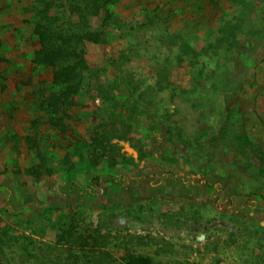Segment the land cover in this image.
I'll return each mask as SVG.
<instances>
[{"label": "rangeland", "instance_id": "1", "mask_svg": "<svg viewBox=\"0 0 264 264\" xmlns=\"http://www.w3.org/2000/svg\"><path fill=\"white\" fill-rule=\"evenodd\" d=\"M38 5L0 0V264H264V0H115L67 119L111 145L67 158L42 143Z\"/></svg>", "mask_w": 264, "mask_h": 264}, {"label": "trees", "instance_id": "2", "mask_svg": "<svg viewBox=\"0 0 264 264\" xmlns=\"http://www.w3.org/2000/svg\"><path fill=\"white\" fill-rule=\"evenodd\" d=\"M68 1L71 16L63 22L68 27L62 28L60 25L62 17L56 13L55 9L57 0H38L36 14L38 21L32 26L36 39L32 63L35 67L52 68L53 84L58 87L56 92L43 102L46 118L54 134H50V136L56 138L57 144L48 142V140L47 142L42 140V143H46L45 145L50 146L49 148L53 146L58 149V152L68 147L65 155L67 158L73 149L79 151V148H85L91 152V145L95 142V146L93 144L94 151H96V146L97 148L100 146L103 152L97 155L103 156L108 146L111 145L108 134L97 133L93 139L94 142H91L81 132H78L72 123H68L67 119L72 117L69 111L77 105L76 98L82 92L88 74L86 71L89 69V65L82 44L86 41L97 44L109 42L108 28L113 17L112 5L115 0ZM104 13L105 15L102 17L101 15ZM28 140L33 141L39 150L40 166L43 167L48 152L43 150L44 145L39 144L41 142L36 141V136H28ZM75 140H79V142L76 143ZM95 179H99V177L92 179V182L90 180L87 192L90 193L93 190L91 183ZM64 184L65 181H57L52 190L59 191ZM62 193L65 192L62 191ZM74 230V225L64 229L61 240L72 239L73 242L78 243L81 236H76ZM128 264L154 263L150 257L140 255L129 258Z\"/></svg>", "mask_w": 264, "mask_h": 264}]
</instances>
